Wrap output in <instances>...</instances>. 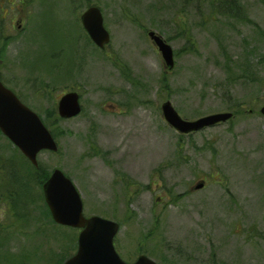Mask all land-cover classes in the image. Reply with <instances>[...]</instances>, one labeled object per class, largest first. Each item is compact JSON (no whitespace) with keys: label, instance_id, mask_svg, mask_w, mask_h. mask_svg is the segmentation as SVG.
<instances>
[{"label":"rangeland","instance_id":"obj_1","mask_svg":"<svg viewBox=\"0 0 264 264\" xmlns=\"http://www.w3.org/2000/svg\"><path fill=\"white\" fill-rule=\"evenodd\" d=\"M219 1L28 0L20 10L0 0L1 80L57 138L58 153L38 161L73 181L85 217L120 225L114 246L126 263L264 264V0H227L233 20L214 12ZM95 6L110 35L103 50L80 25ZM149 32L172 48L171 71ZM70 92L82 114L56 121ZM166 102L187 121L233 119L180 139ZM0 160L13 165L0 163V186L20 191L16 203L31 197L13 211L0 189V264L75 254L78 231L53 224L39 187L11 181L30 170L1 135Z\"/></svg>","mask_w":264,"mask_h":264},{"label":"water","instance_id":"obj_2","mask_svg":"<svg viewBox=\"0 0 264 264\" xmlns=\"http://www.w3.org/2000/svg\"><path fill=\"white\" fill-rule=\"evenodd\" d=\"M81 23L90 40L100 49L109 43L110 37L103 26V17L96 7L81 15ZM149 39L158 49L168 70L174 67L172 48L157 34L150 32ZM61 119H72L81 112L79 97L68 93L61 97L57 107ZM167 125L181 135H190L204 129L225 124L233 117L231 113L214 114L195 121L183 120L170 102L161 106ZM264 118V106L260 109ZM0 132L22 155L37 167V156L42 151L56 153L58 146L40 118L24 106L0 81ZM203 188V184L195 190ZM44 201L56 225L79 230L76 254L64 264H127L114 248V238L119 231L116 222L101 217L85 218L83 202L73 182L60 170L52 172L42 186ZM132 264H156L146 256H139Z\"/></svg>","mask_w":264,"mask_h":264},{"label":"trees","instance_id":"obj_3","mask_svg":"<svg viewBox=\"0 0 264 264\" xmlns=\"http://www.w3.org/2000/svg\"><path fill=\"white\" fill-rule=\"evenodd\" d=\"M212 8H214V12H218V14L220 15V16H224L226 19L228 18V19H231V20H233V17H235L234 16V13L231 11V8H229V6H228V1L227 0H220L219 1V3L217 2V4L216 5H213V6H211ZM211 8V9H212ZM233 16V17H232ZM236 18L238 19V17L236 16ZM89 41V40H88ZM56 118H57V120L56 121H60V119L58 118V116L56 115ZM45 124V126L50 130V132H51V134H52V136L55 138V140H57V138H56V134L53 132V129H52V126L49 124V123H44ZM191 136V135H190ZM182 137L180 136V139H181ZM23 158V157H22ZM23 162H24V164L25 165H27L28 166V170H30V174L28 175V176H21L20 174H19V172L18 171H14V173L12 174V178H11V181H13V184L16 182V183H19L20 185H19V187L20 188H22V187H24L26 190L28 189V191L30 192V184H32L33 185V187H39V188H41V186L44 184V182L49 178V173L47 172V171H45L42 167H41V165L39 164L38 165V168L36 169V168H33L30 164H29V162H27L24 158H23ZM0 163H2L3 164V166H7L8 167V165H12L11 163H8V162H2V161H0ZM13 166V165H12ZM14 192H11L10 193V197H12V199L14 198V197H16V195H14L13 194ZM22 195L20 194V197H21ZM40 201H41V203H42V205H43V207H44V209H45V214L47 215V217L48 218H50V215H49V212H48V210H47V208H46V206H44V204H43V199H42V194L40 195ZM20 200V199H19ZM18 200V201H19ZM31 200V197L30 196H28L27 195V197H26V199L24 200V202L25 201H30ZM24 202H20V203H17L16 204V201H15V206L13 207V211L16 209V207H19L21 204L22 205H24L23 203ZM32 202L33 203H35V200H32ZM25 206V205H24ZM19 210L20 209H18L17 208V211L19 212ZM54 224V223H53ZM151 235H153L152 233H150L149 235H148V237L147 238H149ZM70 257V255L69 256H67V257H64L63 259L62 258H60L58 261V263L57 264H63L68 258ZM62 259V260H61ZM23 264H29V263H26V262H23Z\"/></svg>","mask_w":264,"mask_h":264},{"label":"flooded vegetation","instance_id":"obj_4","mask_svg":"<svg viewBox=\"0 0 264 264\" xmlns=\"http://www.w3.org/2000/svg\"><path fill=\"white\" fill-rule=\"evenodd\" d=\"M26 1H28V0H12V6H15L17 9H20V10H22V4L24 3V2H26ZM6 15H5V13H4V15H3V17H2V20L4 19V17H5ZM20 22V21H19ZM21 27H19L18 26V29H20ZM13 92V91H12ZM14 93V92H13ZM15 94V93H14ZM16 95V94H15ZM17 96V95H16ZM18 97V96H17ZM19 98V97H18ZM20 99V98H19ZM16 183V182H15ZM19 184V183H18ZM20 185V184H19ZM5 189V188H4ZM3 189V190H4ZM7 191L9 192V193H11V192H14V191H12V189H10V188H7ZM0 192H2V191H0ZM14 195H16V197H14L13 199H12V197H10L11 198V203H12V205L13 206H15V201H18V198L20 197V191L19 190H17L16 192H14L13 193ZM17 204V203H16Z\"/></svg>","mask_w":264,"mask_h":264}]
</instances>
